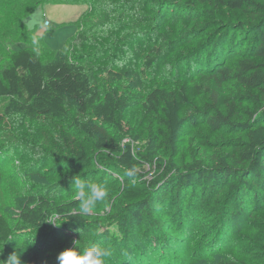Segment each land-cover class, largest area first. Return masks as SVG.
I'll use <instances>...</instances> for the list:
<instances>
[{
	"label": "rangeland",
	"instance_id": "374dc122",
	"mask_svg": "<svg viewBox=\"0 0 264 264\" xmlns=\"http://www.w3.org/2000/svg\"><path fill=\"white\" fill-rule=\"evenodd\" d=\"M132 1L47 2L25 17L26 27L53 50L72 40L80 22L87 42L69 48L68 55L87 56L99 89H117L128 107L116 125L99 127L91 114L69 110L24 132L0 129V215L12 229L7 241L0 239V264H9L13 253L22 264H34L32 259L57 264L65 248L82 251L90 246L111 249L105 264H213L219 259L264 264V169L253 173L251 160L242 159L249 142L242 125L264 126V102L255 89L216 74V69H231L251 53L254 20L243 11L213 9L193 0H180L178 7L164 0ZM186 1L190 6L182 4ZM11 46L20 49L25 44ZM152 46L161 53L148 68L144 59ZM121 69L127 77L110 83L107 71ZM182 82L201 90L195 97L184 93L179 105L184 122L171 148L163 105L148 110L146 95L155 87L180 91ZM213 85L234 104L235 115V125L224 124L216 131L207 121L215 111ZM4 102L0 99V113ZM82 123L98 128L95 136L80 130ZM94 137L129 145L139 161L133 175L116 165L113 154L96 148ZM78 146L85 151L84 160L74 155ZM225 156L234 162L218 168V159ZM195 162L210 169L215 179L187 184L185 174ZM126 180L146 187L147 196L140 201L147 207L140 222L132 218L138 201L123 198ZM77 181L100 184L108 196L83 213ZM27 196H42L51 205L74 203L71 213L80 215L82 222L71 223L53 211L42 228H18L15 199Z\"/></svg>",
	"mask_w": 264,
	"mask_h": 264
},
{
	"label": "trees",
	"instance_id": "16d2710c",
	"mask_svg": "<svg viewBox=\"0 0 264 264\" xmlns=\"http://www.w3.org/2000/svg\"><path fill=\"white\" fill-rule=\"evenodd\" d=\"M61 0H0V99L5 100L0 113V129L8 126L18 132H24L27 128L44 123V121L64 117L69 110L79 114H91L98 122V126L116 125L118 117L126 110L128 104L117 89L102 92L96 84L92 72L86 63L87 56L68 55L69 48L85 47L87 37L78 31L70 42L61 49H49L42 40L28 29L24 19L36 6L47 2ZM113 2L115 0H103ZM130 3L132 0H124ZM172 7L181 5L180 0H164ZM164 1H161L164 2ZM200 5L213 9L225 8L229 11H243L254 20L251 32L255 34L251 45V53L247 57L239 59L234 67L216 69L223 79L234 78L249 89H255L264 102V0H193ZM133 2V1H132ZM190 6L189 2L182 3ZM89 10L87 11L88 14ZM38 41L32 43L33 38ZM228 42V41H226ZM225 42V43H226ZM24 43L20 49L12 48V44ZM224 43V44H225ZM224 48L221 49L223 52ZM160 48L152 46L149 54L144 59L148 68L160 56ZM43 56L51 58L44 60ZM127 77L125 69L107 71V79L115 84ZM199 85L188 86L181 83L180 91L167 90L155 87L146 95L148 110H155L163 105V124L167 129L166 142L173 148L180 136L184 120L179 117V105L185 99L184 93L190 97L199 95ZM212 90L216 97L213 103L214 114L207 118L212 131L219 129L221 125L232 124L235 115L234 104L222 94L220 89L213 85ZM228 114L223 115L222 111ZM248 130L249 142L242 151V159L251 160L252 172L264 169V126L252 127L242 125ZM80 130L90 136H95V131L90 125L79 124ZM137 138V137H136ZM94 146L98 149H106L115 156L116 165L120 168L134 170L139 161L131 152L130 146L122 147L117 143L108 141L104 137H94ZM148 148L154 149V139L149 140ZM74 155L79 159L86 158L82 146L73 148ZM233 157L225 156L218 159L217 167L226 168ZM170 170V167H167ZM186 183H208L214 173L201 167L197 162L188 167ZM1 180V176H0ZM123 198L127 202L138 201L139 208L132 211V218L136 222L141 220V212L146 209V201L140 198L147 196L146 187L137 181H127L123 185ZM17 206L16 218L18 228H42L46 225L48 216L53 211L67 217L71 223L82 222L80 215L71 213L72 204L51 205L42 196L19 197L15 199ZM129 222V221H128ZM127 225V224H125ZM12 229L6 219L0 215V239L7 241ZM34 264H40L32 259ZM213 264H240L232 259H219Z\"/></svg>",
	"mask_w": 264,
	"mask_h": 264
},
{
	"label": "clouds",
	"instance_id": "9594fccd",
	"mask_svg": "<svg viewBox=\"0 0 264 264\" xmlns=\"http://www.w3.org/2000/svg\"><path fill=\"white\" fill-rule=\"evenodd\" d=\"M32 43L34 45L38 44L35 37ZM125 174L132 176L133 170H129ZM76 187L78 189L76 198L80 202V208L83 213H88L98 202L104 201L108 196L107 189L97 183L85 185L83 182L77 181ZM85 188H87V191H85ZM50 223L55 224L53 222ZM110 256L111 249L106 246H90L82 251L77 250L75 247H69L59 252L56 260L57 264H105ZM7 260L9 264H22L17 253L11 254Z\"/></svg>",
	"mask_w": 264,
	"mask_h": 264
},
{
	"label": "built area",
	"instance_id": "2783aa9c",
	"mask_svg": "<svg viewBox=\"0 0 264 264\" xmlns=\"http://www.w3.org/2000/svg\"><path fill=\"white\" fill-rule=\"evenodd\" d=\"M44 24H45L46 26H48V25H49V22H48L47 20H45Z\"/></svg>",
	"mask_w": 264,
	"mask_h": 264
}]
</instances>
